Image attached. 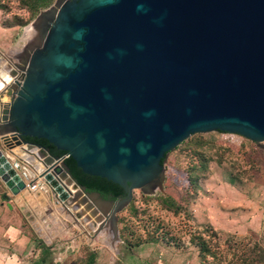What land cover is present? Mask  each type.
I'll list each match as a JSON object with an SVG mask.
<instances>
[{"label": "water", "instance_id": "obj_1", "mask_svg": "<svg viewBox=\"0 0 264 264\" xmlns=\"http://www.w3.org/2000/svg\"><path fill=\"white\" fill-rule=\"evenodd\" d=\"M46 12L22 75L11 69L7 81L0 69L11 97L0 179L11 194L25 188L3 153L15 132L16 145H39L82 186L116 195L112 213L134 189H161L162 160L192 134L264 142V0H56L34 22ZM45 165L70 198L53 176L61 168Z\"/></svg>", "mask_w": 264, "mask_h": 264}, {"label": "rangeland", "instance_id": "obj_2", "mask_svg": "<svg viewBox=\"0 0 264 264\" xmlns=\"http://www.w3.org/2000/svg\"><path fill=\"white\" fill-rule=\"evenodd\" d=\"M55 2L35 11L19 0H0L1 67L25 71L45 33L41 27L32 36L27 29ZM46 23L49 29L51 21ZM26 46L28 53L15 52ZM10 101L0 92V115ZM162 164V188L149 194L134 189L113 213L116 198L81 187L71 205L82 206V213L68 203V209L53 206L49 192L13 195L1 179L0 203L14 204L13 221L28 229L34 245L52 247L55 264H197L191 235L202 229L217 231L221 239L253 234L264 246V142L221 131L195 133L169 151ZM177 203L181 209L176 211ZM138 238L142 243L136 246L125 241Z\"/></svg>", "mask_w": 264, "mask_h": 264}, {"label": "trees", "instance_id": "obj_3", "mask_svg": "<svg viewBox=\"0 0 264 264\" xmlns=\"http://www.w3.org/2000/svg\"><path fill=\"white\" fill-rule=\"evenodd\" d=\"M49 2L50 0H19V3L35 11L46 6ZM75 183L86 192H98L101 196L111 197L112 199L117 197L114 194L91 190L76 181ZM172 202L175 201L173 200ZM179 209L181 207L177 203L175 210ZM252 237L253 234L242 237L226 234L225 238L221 239L220 234L212 229L196 230L191 235V242L198 248L199 261L197 264H264V246ZM125 241L129 245L134 246L142 243V239L139 238L134 239V241H130L129 239ZM38 245L41 248L42 254L40 259L33 264H49L51 255L50 246L41 242Z\"/></svg>", "mask_w": 264, "mask_h": 264}, {"label": "built area", "instance_id": "obj_4", "mask_svg": "<svg viewBox=\"0 0 264 264\" xmlns=\"http://www.w3.org/2000/svg\"><path fill=\"white\" fill-rule=\"evenodd\" d=\"M1 59L2 57L0 56V60ZM0 69L10 72L12 68L0 66ZM23 72L24 71H21L20 73L16 72L14 78L20 77V75H22L21 73ZM5 89L6 83H4L3 87L0 89V92H4ZM13 136H17L16 132L14 134L7 135V141L5 142L6 146L3 148V153L8 159L10 166L15 174L25 184L24 190L39 193L49 192L51 194L53 206L56 205L57 208L61 207L68 209L67 203L70 199L73 198L74 192L69 189L68 185L65 183V180H69L76 186V188H79V186L70 177L63 166L49 156L46 149L39 145L31 144L28 142L22 143L21 145H16V140L13 139ZM45 161H50V164L52 165L49 170L50 172L52 171L54 166H59L61 168V171L58 174L53 173V176L66 191L70 190V198L66 200L60 199L59 193L56 192L54 188L49 184V182L44 178L42 173L46 169ZM58 215H60V213L56 211L55 218L60 221L61 218Z\"/></svg>", "mask_w": 264, "mask_h": 264}, {"label": "crops", "instance_id": "obj_5", "mask_svg": "<svg viewBox=\"0 0 264 264\" xmlns=\"http://www.w3.org/2000/svg\"><path fill=\"white\" fill-rule=\"evenodd\" d=\"M14 209L11 201L0 203V264H33L40 259L41 248L32 243L25 226L13 221ZM32 253L38 258H32ZM49 264H55L52 254Z\"/></svg>", "mask_w": 264, "mask_h": 264}, {"label": "bare ground", "instance_id": "obj_6", "mask_svg": "<svg viewBox=\"0 0 264 264\" xmlns=\"http://www.w3.org/2000/svg\"><path fill=\"white\" fill-rule=\"evenodd\" d=\"M48 16H49V13H43L41 16H40V18L36 21V22H34V23H32L29 27H28V29H27V32L30 34V35H32V36H34L35 35V33H36V30H38L39 28H41V27H44V25L46 24V22L48 21ZM44 37H45V33H44V36H43V39H42V43H41V45L39 46V47H41L42 46V44H43V41H44ZM39 47H36V48H34L33 49V52H34V50L35 49H38ZM28 48L29 47H24V49L21 51H19V50H17V51H15L17 54H25L26 52L28 53ZM32 52V53H33ZM32 55V54H31ZM31 57V56H30ZM28 63V62H27ZM3 77L7 80V81H10L11 80V78L13 77V75L12 74H10V72H8L7 70L4 72V74H3ZM0 81H1V79H0ZM65 183L68 185V187H69V189L72 191V192H74V196H73V198L72 199H70L69 201H68V204H69V206H73L74 208H77L78 210L77 211H79L80 213H82L83 212V210H82V206H80L79 204H74V205H71L72 203H74L75 201H72V200H74V198H75V196L77 197L78 196V194H77V188H76V186L74 185V184H72L69 180H65ZM66 213V212H65ZM86 215V214H85ZM84 218V220H85V216L83 217Z\"/></svg>", "mask_w": 264, "mask_h": 264}]
</instances>
